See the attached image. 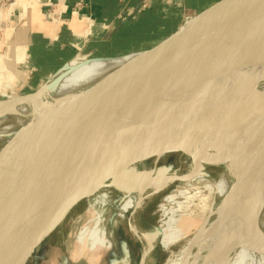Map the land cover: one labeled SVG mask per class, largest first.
<instances>
[{"label": "bare ground", "instance_id": "bare-ground-1", "mask_svg": "<svg viewBox=\"0 0 264 264\" xmlns=\"http://www.w3.org/2000/svg\"><path fill=\"white\" fill-rule=\"evenodd\" d=\"M174 46L117 58L86 60L78 66H82L80 73L58 82L65 70L73 66L69 70L72 71L77 67L75 64L80 59L69 62L52 76V85L40 89L32 99L0 113V164L12 152L23 154L58 123H75V120L89 117L98 107L102 110L98 122L102 142L120 148L126 142L140 141L145 137L140 136L142 130L158 120L170 76H127ZM262 65L228 73L223 80V96L218 101L215 121L218 129L231 130L232 137L241 147L238 149L237 144L213 172L204 169L199 161L192 163L184 181L192 183L197 191L178 190V194L173 193L167 198L176 207L165 211L160 244L171 249L172 245L187 238L169 264H264V151L254 137L264 130ZM159 172L156 179L148 182L154 174L152 170L128 169L118 174L110 186L116 189L109 194L111 201L88 213L78 233L73 258L95 261L110 250L112 242L105 238L100 224L105 220L114 224L121 207L128 208L131 202L157 193L178 176L173 170ZM103 190H96L92 199L98 200ZM121 193L130 196L119 204ZM208 195L213 201L209 215L205 213L207 218L202 220L192 207L197 199L199 207L203 206ZM179 196L184 199L176 201ZM70 209L52 216L54 222L59 225ZM25 252L23 250L20 256Z\"/></svg>", "mask_w": 264, "mask_h": 264}, {"label": "water", "instance_id": "water-1", "mask_svg": "<svg viewBox=\"0 0 264 264\" xmlns=\"http://www.w3.org/2000/svg\"><path fill=\"white\" fill-rule=\"evenodd\" d=\"M181 25L168 39L149 48L110 56H76L33 91L14 89L0 97L2 113L32 99L74 59L117 58L175 45L127 76H170L158 120L142 130L140 136L145 137L140 141L126 142L120 148L102 142L98 123L102 110L98 107L75 123H58L23 154L12 152L0 164V264H12L41 235L52 216L72 208L86 195L112 186L124 170H138L154 159V174L148 182L160 170H172L171 163L158 162L166 154L181 153L191 162L219 166L237 144L241 147L231 130L217 128L215 118L225 75L264 64V0H221ZM254 137L264 151V130ZM186 179L181 173L170 183ZM151 234L154 243L149 252L160 239V227Z\"/></svg>", "mask_w": 264, "mask_h": 264}, {"label": "crops", "instance_id": "crops-1", "mask_svg": "<svg viewBox=\"0 0 264 264\" xmlns=\"http://www.w3.org/2000/svg\"><path fill=\"white\" fill-rule=\"evenodd\" d=\"M219 1L0 0V97L14 89L33 91L65 62L79 55H119L155 46L172 36L188 17H200ZM86 60L80 59L75 66ZM72 67L65 70L61 79ZM50 79L44 87L52 85ZM153 195L131 202L121 216L133 209V217L137 208ZM129 196L119 194V204ZM130 229L142 249L138 260L128 248L123 256L113 252L112 257H105V264H153L151 257L156 247L149 252L153 228H138L133 223ZM49 247L44 244L43 255ZM67 261L62 256L59 264H68Z\"/></svg>", "mask_w": 264, "mask_h": 264}, {"label": "rangeland", "instance_id": "rangeland-1", "mask_svg": "<svg viewBox=\"0 0 264 264\" xmlns=\"http://www.w3.org/2000/svg\"><path fill=\"white\" fill-rule=\"evenodd\" d=\"M79 65H77L74 70L69 71V73H66L65 76L59 80V82L67 80L72 76L74 77V75H76L77 73H80L82 71V66L78 67ZM218 121L221 122L223 120ZM158 162L160 164L171 163V169L175 171L177 170L179 176L181 175V173L187 174L190 170L191 163H194L196 161L191 162V159L188 156L183 155L181 153H170L162 156ZM202 167L208 170L209 172H213V170L217 168L216 165H202ZM154 168L155 163L154 159H152L144 167H139L138 170L146 169L148 171H151ZM195 188L196 187L192 183L190 184L187 181L172 183L155 193L150 198L146 199L140 205V207L137 208V211L135 212L133 217V209H130L125 213L124 216H121V214L127 209L125 207H121L122 211L120 212V215L115 216L114 224L107 222L106 220L100 224L102 225L100 228H102V231L104 232L103 235H105V238L108 237V239L110 240V242H112L113 245V247L109 251V254L105 255L97 261H91L83 257L73 258V252L76 246L78 233L82 225L84 224L88 213L92 210L100 209L102 207V203L110 202L111 199L109 197V194L113 193L116 190L115 187L100 188V190H104L102 192L103 194L98 200L95 201L92 199V194L96 191L83 197L73 206L72 210L68 212L63 224L60 227L56 222H54V217H52L50 221H47L48 226L41 233V235L33 241H30V243L25 249L26 252L23 254V256H20L12 264H59L62 256L66 257V259L68 260V264H105L106 258L112 257L113 252H115V254L119 256L120 254L122 255L123 253H125L126 250L128 251V248L133 250V254L136 253L135 261H137V256L141 252H139V250L142 249L140 247V243L137 241L134 234H132L133 232L130 229L131 224H136L138 228L141 227L146 229L148 227H151L154 229L155 227H160L161 229V225L163 224L166 218L165 211L171 207H176V204L169 202L167 198L173 193L178 194L180 191H186V189L189 192L191 191L190 193H194L197 191ZM207 197L209 198L207 199V201L205 200L203 206L199 207L200 201L197 199L194 203L195 205L193 204L192 207V209L197 212V215H200L199 218L202 220H205L207 218V215H209V207H211L213 201V198H211L210 195H208ZM176 199V201H182V199L184 198L179 196ZM139 233L141 234L140 231ZM186 239L187 238L184 237L182 240L172 245L173 248L171 247V249H165L164 247H162L160 244V239H158L156 242L155 254H153L151 257L152 263L169 264L171 259L174 258V256L184 245ZM125 241H127L128 243L124 245L123 242L125 243ZM181 241L183 243H181ZM44 244H50V247L49 249L47 248L45 254L43 255Z\"/></svg>", "mask_w": 264, "mask_h": 264}, {"label": "flooded vegetation", "instance_id": "flooded-vegetation-1", "mask_svg": "<svg viewBox=\"0 0 264 264\" xmlns=\"http://www.w3.org/2000/svg\"><path fill=\"white\" fill-rule=\"evenodd\" d=\"M133 234V233H132ZM154 254H155V251H154Z\"/></svg>", "mask_w": 264, "mask_h": 264}]
</instances>
